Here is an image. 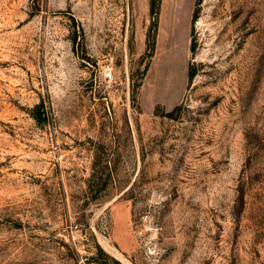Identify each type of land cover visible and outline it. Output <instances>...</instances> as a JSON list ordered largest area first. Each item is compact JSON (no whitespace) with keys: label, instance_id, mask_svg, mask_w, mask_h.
<instances>
[{"label":"rangeland","instance_id":"obj_1","mask_svg":"<svg viewBox=\"0 0 264 264\" xmlns=\"http://www.w3.org/2000/svg\"><path fill=\"white\" fill-rule=\"evenodd\" d=\"M155 6L0 0V264H264V0Z\"/></svg>","mask_w":264,"mask_h":264},{"label":"trees","instance_id":"obj_2","mask_svg":"<svg viewBox=\"0 0 264 264\" xmlns=\"http://www.w3.org/2000/svg\"><path fill=\"white\" fill-rule=\"evenodd\" d=\"M155 0H150V13L153 14L154 12V9H155ZM195 16V15H194ZM192 74H193V71H190L189 72V76L192 77ZM109 260H113L112 258L110 257H107L105 258V260L102 262V264H109Z\"/></svg>","mask_w":264,"mask_h":264},{"label":"built area","instance_id":"obj_3","mask_svg":"<svg viewBox=\"0 0 264 264\" xmlns=\"http://www.w3.org/2000/svg\"><path fill=\"white\" fill-rule=\"evenodd\" d=\"M111 76V71H110V69H107L106 71H105V73H104V77L105 78H109Z\"/></svg>","mask_w":264,"mask_h":264}]
</instances>
